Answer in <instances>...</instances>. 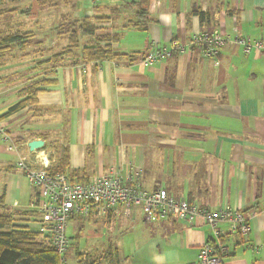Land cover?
<instances>
[{
  "label": "crops",
  "instance_id": "obj_1",
  "mask_svg": "<svg viewBox=\"0 0 264 264\" xmlns=\"http://www.w3.org/2000/svg\"><path fill=\"white\" fill-rule=\"evenodd\" d=\"M136 1L88 0L96 35L116 36L118 52L148 53L174 41L184 52L147 64L128 57L86 62L81 50L56 57L48 48L39 63L0 65V117L12 138L3 141L15 146H0V211L19 214L14 223L21 225L17 218L36 191L16 162L40 151H30L29 141L43 139L46 160L52 164L55 147H67L71 168L88 178L110 169L126 174L132 163L147 190L165 188L213 210H257L248 235L219 223L228 248L221 264H264V50L246 53L236 42L264 40V0H151L144 17ZM215 29L228 40L217 57L190 46L193 35ZM40 81L48 84L40 86L37 113L26 107L8 114L26 97L20 91ZM89 218L108 226L121 264H154V251L198 264L201 246L214 241L202 217L147 222L141 207L126 216L119 205L106 218ZM32 221L22 223L37 230ZM143 240L154 249L136 246Z\"/></svg>",
  "mask_w": 264,
  "mask_h": 264
},
{
  "label": "built area",
  "instance_id": "obj_2",
  "mask_svg": "<svg viewBox=\"0 0 264 264\" xmlns=\"http://www.w3.org/2000/svg\"><path fill=\"white\" fill-rule=\"evenodd\" d=\"M227 38L219 29L203 31L192 36L189 44L196 47L205 57H217L221 48L227 43ZM244 51L249 53L253 48L264 50V40H252L250 37H238ZM185 45L176 41L150 50L142 60L147 64L159 62L170 56L174 51L184 52ZM0 139L11 141L7 129L0 117ZM10 149H15L12 144ZM44 150L32 152L30 158L22 155L16 162L29 183L35 188V195L28 205V211L34 213L38 220L37 230L47 237L51 246L61 255L63 264L67 263V251L71 239L67 234L70 220L76 217H89L93 214L107 217L119 205L123 213L130 215L133 206L141 207L144 220L157 222L176 217L189 224L202 217L214 231V241L205 242L198 254V264H221L222 255L227 246L221 242L222 232L217 227L222 221L232 223V231L248 235L251 231L250 219L257 210L242 211L238 208L225 206L211 209L199 206L187 199L172 196L165 188L147 190L140 181V172L132 163L126 174L110 169L95 175L87 182H73L67 174L51 171V162L46 160Z\"/></svg>",
  "mask_w": 264,
  "mask_h": 264
},
{
  "label": "trees",
  "instance_id": "obj_3",
  "mask_svg": "<svg viewBox=\"0 0 264 264\" xmlns=\"http://www.w3.org/2000/svg\"><path fill=\"white\" fill-rule=\"evenodd\" d=\"M37 2L39 4H46L47 0H37ZM134 3L138 10L137 13L142 17L146 16L151 0H137ZM29 12L30 10L23 11L25 14H29ZM197 12L201 18H205V13L201 11ZM78 21L80 22L78 29L70 35V40L74 46L71 44L67 51L58 53V55L56 54V57L72 53L77 47H81V57L86 62L121 57H128L131 62L135 60L142 61L147 55V53L130 54L115 51L112 43L117 39L116 36L96 35L98 27L91 22V17L87 15H82ZM29 37L30 33L8 35L3 38L0 42V59H3L6 53L12 50L17 49L24 52L30 43ZM49 82L51 83V81ZM42 84H48V81L36 82L21 90L20 93L26 97L13 105L9 109L8 114L17 113L26 107H30L31 112L37 113L36 105L38 104V94L43 90V88H40ZM55 149V153L50 155L51 160H54L53 157L56 156V160L51 164V171L67 174L73 182L77 183H84L90 179L84 176L85 174L80 170H73L71 168L70 153L67 147L61 149L55 147ZM28 212L30 211L21 212V216L27 215ZM32 214L34 215V213ZM17 215L19 214L0 211V264H63L61 255L51 246L46 236H43L36 230H31L28 225H17L14 223ZM170 218L176 217H169L168 219ZM221 242L226 245L225 235H222ZM76 253L80 255L79 251ZM227 253L226 251L222 255V261ZM101 257L100 260L93 264H121L122 262L118 250L113 247H109ZM80 261L79 264H84Z\"/></svg>",
  "mask_w": 264,
  "mask_h": 264
},
{
  "label": "rangeland",
  "instance_id": "obj_4",
  "mask_svg": "<svg viewBox=\"0 0 264 264\" xmlns=\"http://www.w3.org/2000/svg\"><path fill=\"white\" fill-rule=\"evenodd\" d=\"M86 3L88 0H47L46 4H39L37 0H0V42L8 35L30 33L27 49L24 52L17 49L7 52L0 59V65L3 63L8 67L24 60L28 64L39 63L48 55V48L61 53L67 51L71 44L74 46L70 35L78 29V20L82 16L76 13L81 9L84 11L83 15H86ZM27 10H30L29 14L23 13ZM87 16L91 17L90 14ZM80 50L81 47H77L74 53L78 54ZM9 144L0 139V146L4 145L7 150L10 148ZM2 184L0 178V188ZM89 217H76L68 223L67 234L72 245L66 255V264H79V260L84 264H93L108 250V226L101 220L92 221ZM34 218L35 215L28 212L27 215L18 217L17 222L21 219L20 224L23 225V221L33 222ZM33 224L32 227L28 226L31 230H35Z\"/></svg>",
  "mask_w": 264,
  "mask_h": 264
},
{
  "label": "clouds",
  "instance_id": "obj_5",
  "mask_svg": "<svg viewBox=\"0 0 264 264\" xmlns=\"http://www.w3.org/2000/svg\"><path fill=\"white\" fill-rule=\"evenodd\" d=\"M143 245H149L153 249L155 247L154 243L150 240L140 241L136 246H143ZM152 259L154 261V264H177L178 258H174L172 253L170 252L158 253L154 251L152 255Z\"/></svg>",
  "mask_w": 264,
  "mask_h": 264
},
{
  "label": "water",
  "instance_id": "obj_6",
  "mask_svg": "<svg viewBox=\"0 0 264 264\" xmlns=\"http://www.w3.org/2000/svg\"><path fill=\"white\" fill-rule=\"evenodd\" d=\"M45 140L34 139L28 142V148L30 151L43 150L45 149Z\"/></svg>",
  "mask_w": 264,
  "mask_h": 264
}]
</instances>
